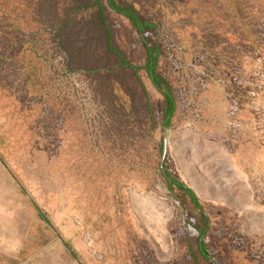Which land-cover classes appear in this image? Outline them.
<instances>
[{
  "label": "rangeland",
  "instance_id": "rangeland-1",
  "mask_svg": "<svg viewBox=\"0 0 264 264\" xmlns=\"http://www.w3.org/2000/svg\"><path fill=\"white\" fill-rule=\"evenodd\" d=\"M40 1L0 0V177L34 187L72 264H204L199 213L170 179L197 195L214 264H264V0L147 2L159 33L141 27L165 45L158 67L176 99L167 126L129 18L110 13L137 74L87 41L79 0H53L51 13ZM67 14L65 42L87 44L82 58L102 74L69 69L44 22Z\"/></svg>",
  "mask_w": 264,
  "mask_h": 264
},
{
  "label": "trees",
  "instance_id": "trees-1",
  "mask_svg": "<svg viewBox=\"0 0 264 264\" xmlns=\"http://www.w3.org/2000/svg\"><path fill=\"white\" fill-rule=\"evenodd\" d=\"M84 9H90L91 14L89 19L85 24V33L88 37L87 41H93V39H97L98 41L103 40L106 43L107 50L111 54H115L117 56L116 64L118 68L124 73L128 70L132 71L134 74H137L139 70L138 67L129 62L124 53L115 45L114 39V31L112 28V21L110 18L111 11H115L124 17H127L134 24L136 29L141 34V41L146 51V63L143 66L147 75L152 80L153 84L163 92L164 96V124L167 126L170 124L171 118L175 112L176 108V99L172 92V87L167 80V78L161 73L159 70V61L161 57L165 54V45L159 38H153L151 36H144V32L141 27V22L144 25H147L148 28H154L158 30V25L155 20L149 21L150 11L151 9L146 8L147 2L150 0H134L141 4V8L137 9L133 5L122 6L119 4L118 0H79ZM155 1V0H154ZM45 0L40 1V6L45 5ZM50 6L48 7L49 13L55 11V4L53 0H49ZM56 12V11H55ZM50 15V14H49ZM53 17V16H52ZM55 19V17H54ZM57 19V18H56ZM71 16L67 14V17L63 20L57 19V21L44 20L46 26H51L52 31L55 33L54 36L59 40L60 51L66 52L67 54V64L70 70L76 68H86L92 73L102 74L97 68L89 67V61H86L82 58V55L86 48L87 44L81 49L77 51H73L70 49V46L65 42L66 41V29L69 25ZM156 33V34H157ZM117 67L113 68V71L118 70ZM119 71V70H118ZM113 72L109 71L108 76L114 75ZM171 185H175L178 187L180 192H183L192 203V205L196 208L199 213V219L196 223V228L198 230V257H201L204 260V264H214L212 260V256L210 254L209 248L207 246V237L210 230L207 221V215L205 211L202 209L199 199L193 189L185 185L183 182L179 180L170 179Z\"/></svg>",
  "mask_w": 264,
  "mask_h": 264
},
{
  "label": "crops",
  "instance_id": "crops-1",
  "mask_svg": "<svg viewBox=\"0 0 264 264\" xmlns=\"http://www.w3.org/2000/svg\"><path fill=\"white\" fill-rule=\"evenodd\" d=\"M8 168L0 167V174ZM29 183L0 177V264H58L72 249Z\"/></svg>",
  "mask_w": 264,
  "mask_h": 264
},
{
  "label": "bare ground",
  "instance_id": "bare-ground-1",
  "mask_svg": "<svg viewBox=\"0 0 264 264\" xmlns=\"http://www.w3.org/2000/svg\"><path fill=\"white\" fill-rule=\"evenodd\" d=\"M194 185L197 187V189H199L200 191L206 193V194H210V191L202 184L200 183L198 180H195Z\"/></svg>",
  "mask_w": 264,
  "mask_h": 264
},
{
  "label": "water",
  "instance_id": "water-1",
  "mask_svg": "<svg viewBox=\"0 0 264 264\" xmlns=\"http://www.w3.org/2000/svg\"><path fill=\"white\" fill-rule=\"evenodd\" d=\"M167 146H168V138L165 135L164 156H165V153H166V150H167ZM176 202L179 203L178 200H176ZM181 209H182V207H181Z\"/></svg>",
  "mask_w": 264,
  "mask_h": 264
}]
</instances>
